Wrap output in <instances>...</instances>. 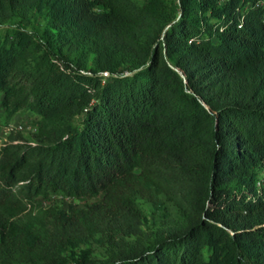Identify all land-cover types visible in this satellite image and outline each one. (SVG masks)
I'll return each mask as SVG.
<instances>
[{
    "label": "trees",
    "instance_id": "16d2710c",
    "mask_svg": "<svg viewBox=\"0 0 264 264\" xmlns=\"http://www.w3.org/2000/svg\"><path fill=\"white\" fill-rule=\"evenodd\" d=\"M263 1L0 0V264H264Z\"/></svg>",
    "mask_w": 264,
    "mask_h": 264
},
{
    "label": "rangeland",
    "instance_id": "374dc122",
    "mask_svg": "<svg viewBox=\"0 0 264 264\" xmlns=\"http://www.w3.org/2000/svg\"><path fill=\"white\" fill-rule=\"evenodd\" d=\"M36 26V25H34ZM7 25H0V32H2L4 29H6ZM1 97V96H0ZM36 116L29 112H18L16 113L12 118L8 120H4L2 118V109L0 108V142H4L6 136L10 133L11 135H18L20 138L16 142L17 144L25 145L29 142H32V133L34 132L35 128V122H36ZM16 126L20 127V130L17 129ZM12 128L11 131H8L7 133L3 132V129L5 128ZM9 134V135H10ZM259 178H263L264 176V170H260L259 172ZM90 201L85 200H68L66 198H63L59 194H49L45 198L37 197L33 200L32 206L26 207L25 216H33L35 211L39 208L41 210H44L49 207H54L62 210H66V208L71 205L75 208H84L87 204H90ZM175 209L176 206L172 203H167L164 207V209H161V213L170 216V218H174L175 216ZM153 209L151 210L149 207L144 208V213L147 219V222H153V225H156L158 222L163 221V216L159 215V213H152ZM167 223L170 222V219H165ZM91 249V258L93 259H101L103 251L100 249L96 243L91 242V246H89Z\"/></svg>",
    "mask_w": 264,
    "mask_h": 264
},
{
    "label": "built area",
    "instance_id": "2783aa9c",
    "mask_svg": "<svg viewBox=\"0 0 264 264\" xmlns=\"http://www.w3.org/2000/svg\"><path fill=\"white\" fill-rule=\"evenodd\" d=\"M262 5H264V1L263 2H261V3H259V4H255L254 5V7L256 8V7H258V6H262ZM250 6H247V8H249ZM125 74V73H124ZM107 74L106 73H102L101 74V77L102 78H107ZM17 127V129L18 130H20V127L19 126H16ZM12 130V128H5V129H3V132L5 133H7L8 131H11ZM259 185H260V182L259 183H257L256 184V195L255 196H250V195H248V199H250V200H253V199H255V198H257L258 196H260L261 195V192L259 191Z\"/></svg>",
    "mask_w": 264,
    "mask_h": 264
}]
</instances>
